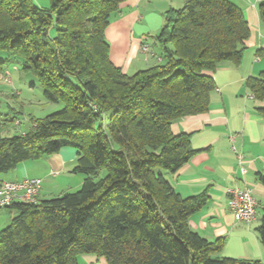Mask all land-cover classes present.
Returning <instances> with one entry per match:
<instances>
[{"label":"trees","instance_id":"obj_1","mask_svg":"<svg viewBox=\"0 0 264 264\" xmlns=\"http://www.w3.org/2000/svg\"><path fill=\"white\" fill-rule=\"evenodd\" d=\"M124 1L0 0V54L21 59L45 99L62 104L24 133L0 127V174L68 146L78 151L72 171L84 176L76 190L7 207L16 214L0 230V264H80L85 254L108 264H264L220 257L224 238L210 241L189 223L207 193L184 198L169 179L197 152L171 124L207 112L213 72L241 62L244 13L230 0H186L156 36L162 61L127 74L106 38ZM11 64L0 60V83ZM247 85L264 98V72ZM5 115L4 126L16 123ZM257 231L264 246V213Z\"/></svg>","mask_w":264,"mask_h":264},{"label":"crops","instance_id":"obj_2","mask_svg":"<svg viewBox=\"0 0 264 264\" xmlns=\"http://www.w3.org/2000/svg\"><path fill=\"white\" fill-rule=\"evenodd\" d=\"M230 1L241 8L250 26L242 60L238 64L225 61L213 72L215 89L207 112L172 122L173 133L189 135L197 152L169 179L184 198L207 193L206 204L189 223L210 241L224 238L220 257L264 262V246L257 231L264 213V184L260 179L264 175V98L255 97L247 85L248 79L261 77L264 72V19L260 13L264 0ZM185 2L124 1L106 29L112 62L127 74L161 62L156 36L165 24L166 12L181 8ZM142 43L150 45V52L141 50ZM0 84V95L6 96V88L12 86L3 81ZM14 125L4 126L2 131ZM77 160V149L63 147L51 155L20 162L13 170L1 173L0 182L38 178L42 181L40 199L54 198L82 185L84 176L72 171ZM234 187L250 188L258 201V212L251 222H239L234 217L229 194ZM6 209H0V220L11 217L4 213ZM80 264L108 263L104 257L85 254L80 256Z\"/></svg>","mask_w":264,"mask_h":264},{"label":"rangeland","instance_id":"obj_3","mask_svg":"<svg viewBox=\"0 0 264 264\" xmlns=\"http://www.w3.org/2000/svg\"><path fill=\"white\" fill-rule=\"evenodd\" d=\"M36 2L41 7L47 8L50 6V0H36ZM6 57L11 58L12 64L10 70H6L2 81L12 87L6 88V96L4 94L0 95L3 97H0V118L2 119L0 127H4L7 122L4 120L5 114L10 112L11 116L18 118L15 121L20 122L13 124L14 126L10 127L9 131H3V134L13 135L21 133V130L30 129L33 118L44 117L62 107V104L48 102L45 99L43 87L37 78L31 72H25L19 67L21 66V59L16 58L15 60L13 56H8V54L4 53L0 54V60ZM2 86H4L3 83ZM11 116H7V119ZM9 124H12V122H9ZM4 213H8L11 217L7 220L5 218L0 220V230L7 227L16 214L15 211L10 209L4 210Z\"/></svg>","mask_w":264,"mask_h":264},{"label":"built area","instance_id":"obj_4","mask_svg":"<svg viewBox=\"0 0 264 264\" xmlns=\"http://www.w3.org/2000/svg\"><path fill=\"white\" fill-rule=\"evenodd\" d=\"M141 50L145 53L150 52V45L142 43ZM41 182L38 178L1 181L0 209L7 208L14 202L38 203L40 201ZM229 194L231 197L230 206L236 221L251 222L256 218L258 201L250 188H230Z\"/></svg>","mask_w":264,"mask_h":264}]
</instances>
